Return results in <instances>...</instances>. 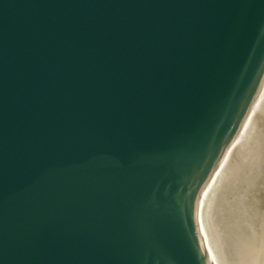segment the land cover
<instances>
[{
	"label": "water",
	"instance_id": "1",
	"mask_svg": "<svg viewBox=\"0 0 264 264\" xmlns=\"http://www.w3.org/2000/svg\"><path fill=\"white\" fill-rule=\"evenodd\" d=\"M263 79L264 0H0V264H212Z\"/></svg>",
	"mask_w": 264,
	"mask_h": 264
},
{
	"label": "bare ground",
	"instance_id": "2",
	"mask_svg": "<svg viewBox=\"0 0 264 264\" xmlns=\"http://www.w3.org/2000/svg\"><path fill=\"white\" fill-rule=\"evenodd\" d=\"M259 118L264 120V85L229 148L212 197L206 202L200 228L204 249L212 264H264V121L258 122ZM255 174L256 180L250 177ZM254 180V185H246ZM242 186L245 197H249L248 193L251 197L257 194L263 204L250 198L249 203L243 197L232 203L233 211L227 206L230 212L224 200ZM250 186L251 191L247 192ZM215 210H219L223 219L231 217L223 230L212 223ZM253 215L260 219L257 221Z\"/></svg>",
	"mask_w": 264,
	"mask_h": 264
},
{
	"label": "rangeland",
	"instance_id": "3",
	"mask_svg": "<svg viewBox=\"0 0 264 264\" xmlns=\"http://www.w3.org/2000/svg\"><path fill=\"white\" fill-rule=\"evenodd\" d=\"M263 113V112H262ZM259 120H262V121H264L263 120V118L261 119V118H259L258 119V122H259ZM261 123V122H260ZM260 123H258V124H260ZM257 175L255 174L254 176H250V177H254L255 178V180L257 179V177H256ZM255 180H254V182H252V183H249V184H246V185H254V183H255ZM251 186L249 187V189H246V191L247 192H249V191H251ZM243 189H244V187L242 186L240 189H236V190H234V194L232 193V195H230L229 197H227V198H225V200H224V204H225V206H226V208H227V206L231 209L232 208V211L234 210V206H232V203H235V201L236 200H243L244 198H248V200H249V198H250V200L252 199V201H254V200H258V202L260 203L259 205H261V204H263V202L260 200L261 198H259V196L258 197H256L257 196V194L256 195H254V196H252L251 197V193H248V195H249V197H245V194L243 193ZM233 192V191H232ZM255 194V193H254ZM223 196H225V195H223ZM244 197V198H243ZM250 200H249V203H251L250 202ZM239 203V202H238ZM241 205V203H239V205H238V207ZM221 206V205H220ZM219 206V208H221ZM228 209V208H227ZM229 210V209H228ZM230 211V210H229ZM231 212V211H230ZM253 216H255V219L258 221L259 219H260V217H258V216H256V215H253ZM229 219H231V217H229ZM229 219H223L222 217H221V215L219 214V210L217 211V210H215V216H214V218H213V221H212V223H215V227H217L218 228V230H223V228H224V226L225 225H228V224H226L225 222H226V220H229Z\"/></svg>",
	"mask_w": 264,
	"mask_h": 264
}]
</instances>
